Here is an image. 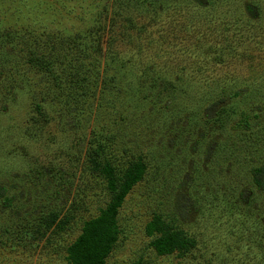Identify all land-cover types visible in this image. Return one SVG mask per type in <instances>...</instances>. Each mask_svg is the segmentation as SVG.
I'll return each instance as SVG.
<instances>
[{"label": "rangeland", "instance_id": "rangeland-1", "mask_svg": "<svg viewBox=\"0 0 264 264\" xmlns=\"http://www.w3.org/2000/svg\"><path fill=\"white\" fill-rule=\"evenodd\" d=\"M92 159L145 169L105 264H264V0H0V264H69L111 199ZM155 215L189 246L155 253Z\"/></svg>", "mask_w": 264, "mask_h": 264}, {"label": "trees", "instance_id": "trees-1", "mask_svg": "<svg viewBox=\"0 0 264 264\" xmlns=\"http://www.w3.org/2000/svg\"><path fill=\"white\" fill-rule=\"evenodd\" d=\"M255 5H257L259 11L262 9L261 5ZM102 28L103 27L100 29ZM131 28L132 27L130 26L128 29ZM98 40L99 36L96 41ZM84 48L85 47H83V52ZM92 49H94L92 50L93 52L100 54V43L98 42L92 46ZM109 50L110 48L107 47L105 59L107 60L110 58L112 63L118 62V60H115L116 58L110 57ZM82 54H84L83 56L86 60L93 61L90 54L87 56V52ZM63 57L64 58L60 60V62H65L66 66H68V68H64L66 74H68V77L64 76L65 79H63L64 87L67 88L68 85L69 87H72L74 84L85 85L88 80L87 77L85 78L84 76H81L78 69H74L70 59L65 56ZM29 60L35 63L36 70L38 71L47 70L49 67L50 69H53V66L49 63L50 60H48V57H45L44 54L34 52L29 55ZM38 64L45 67L41 70L38 67ZM115 79L116 76L114 75L106 76L103 80L104 88H106V86H110ZM152 80L153 85L160 84V82H158V78H152ZM55 86L57 89L62 90L61 85L56 84ZM91 86H96V83H93ZM120 119V121H122L123 117ZM95 152V156H98L99 154V157L104 156L103 146H97V151ZM91 162L95 165V169L103 175L107 184V189L110 192L111 199L107 206L101 210V213L97 218L89 220L84 224L81 234L68 247L67 259L69 264H105V259L109 255L110 249L116 241L118 235V228L116 225L118 209L120 208L126 195L137 183L142 180L145 172L144 166L140 162H137V164H129L124 168L121 174H116L115 168L108 162L100 164L98 162L96 163L94 159H92ZM250 174L252 186L264 191V166L262 165L252 168ZM0 196L2 195L0 194ZM247 206L249 205L247 204ZM146 233L148 237L151 238V247L158 255H167L171 254L173 251L186 249L191 242V240L184 237L180 231L168 226L159 215H155L152 221L147 225Z\"/></svg>", "mask_w": 264, "mask_h": 264}]
</instances>
